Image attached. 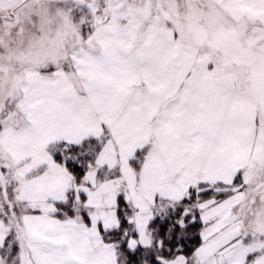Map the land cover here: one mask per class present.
<instances>
[{
    "label": "snow or ice",
    "instance_id": "obj_1",
    "mask_svg": "<svg viewBox=\"0 0 264 264\" xmlns=\"http://www.w3.org/2000/svg\"><path fill=\"white\" fill-rule=\"evenodd\" d=\"M0 264H264V0H0Z\"/></svg>",
    "mask_w": 264,
    "mask_h": 264
}]
</instances>
